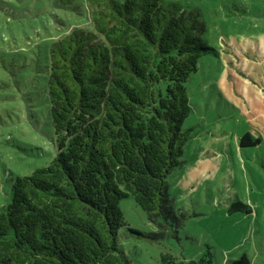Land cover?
Instances as JSON below:
<instances>
[{
  "label": "trees",
  "instance_id": "1",
  "mask_svg": "<svg viewBox=\"0 0 264 264\" xmlns=\"http://www.w3.org/2000/svg\"><path fill=\"white\" fill-rule=\"evenodd\" d=\"M83 4L86 26L46 40L44 89L57 151L12 179L11 200L0 206L1 264H133L118 246L127 223L119 201L129 195L162 232L181 224L167 176L184 163L190 138L191 128L182 129L191 110L185 82L200 55L217 49L204 40L199 12L173 1ZM259 142L249 131L238 140L240 147ZM230 210L252 209L237 199ZM160 256L162 264L212 262L208 252ZM229 264L252 262L242 252Z\"/></svg>",
  "mask_w": 264,
  "mask_h": 264
},
{
  "label": "rangeland",
  "instance_id": "2",
  "mask_svg": "<svg viewBox=\"0 0 264 264\" xmlns=\"http://www.w3.org/2000/svg\"><path fill=\"white\" fill-rule=\"evenodd\" d=\"M64 1L0 0V206L11 200L13 177L47 165L57 151L44 89L46 40L86 26L89 13L83 0L77 10ZM166 1L199 12L218 55L202 53L185 82L191 110L182 129L191 128L190 138L184 163L167 176L181 224L162 232L132 195L123 197L118 246L133 264H162L166 252L177 259L208 252L211 264L247 252L252 264H264V0ZM246 131L260 142L240 147ZM237 199L251 212L231 211Z\"/></svg>",
  "mask_w": 264,
  "mask_h": 264
},
{
  "label": "crops",
  "instance_id": "3",
  "mask_svg": "<svg viewBox=\"0 0 264 264\" xmlns=\"http://www.w3.org/2000/svg\"><path fill=\"white\" fill-rule=\"evenodd\" d=\"M259 47H260L259 45H257V47H256L257 50H258V52L261 51V49H260ZM234 51H235V50H234ZM251 110L253 111V109H251ZM251 117H253V116H251ZM254 117H255V116H254ZM254 117H253V119H254ZM250 120H251V121H250ZM250 120H249L250 122H253V121H252V118H250ZM254 121H256V119H254ZM252 124H253V123H252ZM253 125H254V124H253ZM253 131H254V130H253ZM249 132H250V131H249ZM250 133H251V132H250Z\"/></svg>",
  "mask_w": 264,
  "mask_h": 264
}]
</instances>
